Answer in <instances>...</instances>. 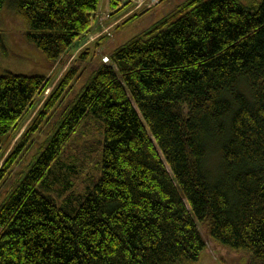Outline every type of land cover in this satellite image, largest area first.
Segmentation results:
<instances>
[{
    "label": "trees",
    "instance_id": "1",
    "mask_svg": "<svg viewBox=\"0 0 264 264\" xmlns=\"http://www.w3.org/2000/svg\"><path fill=\"white\" fill-rule=\"evenodd\" d=\"M100 1L0 0V12L54 69ZM102 58L65 104L70 66L7 157L3 171L55 118L0 200V264H191L208 242L222 264H264V0H185ZM50 83L0 73V149ZM91 126L98 138L78 147Z\"/></svg>",
    "mask_w": 264,
    "mask_h": 264
},
{
    "label": "rangeland",
    "instance_id": "2",
    "mask_svg": "<svg viewBox=\"0 0 264 264\" xmlns=\"http://www.w3.org/2000/svg\"><path fill=\"white\" fill-rule=\"evenodd\" d=\"M151 1H147L141 8L142 10L135 9L134 11L132 10V7H130L128 12L122 14L120 16L121 19H118L121 22L120 26L114 28L112 24L109 27H105L103 31L108 32L109 38L104 44L102 42L101 45H96L102 37L86 44V46H84L86 40L81 41V43L78 44V47L82 46L83 49L89 48V57L86 61H78V52L71 49L70 53L66 55L67 59L60 60L54 69L48 67L47 60L43 53L29 44L25 40V37H23L27 30V26H25L21 17L8 8L2 9L0 12V32L2 35V47H0V73L11 72L13 74H21L25 76L40 75L45 76L47 80L50 79L51 83L43 95L37 98L36 101L34 100V109L29 110L25 119L22 120L20 124L21 126L8 136L7 141L4 143L3 147H1L2 149H0V173L3 172L5 174V172H7V176L3 179V182L0 185V200L6 197L8 193L7 191L10 190L13 182L19 178L18 176L22 170H24V168L31 162L35 153L41 148L42 142L52 133V129L55 126V118H51L41 127L38 133L34 134L30 142L25 146L23 152L20 154L17 163L13 167H10L9 171H3L7 157L18 144L21 135L27 131L29 123L35 117L36 112L40 109L44 99L49 96L51 89L58 83L60 77L70 69V66L76 64L80 67V71L77 80L72 84V87L68 90L64 96L65 98L62 100L65 104L72 102V99L77 93H79L81 90L80 88L87 81V76L93 71L95 66L101 62V58L104 55L108 56L110 51L124 45L126 41L136 37V35L145 32L146 29L150 28L158 19L166 16L169 12L175 9L179 3H182L185 0H161L159 2L156 0V2H154L155 5H150ZM148 6L153 8L147 9ZM137 10L139 13L143 12L133 21L122 25L124 19L131 14L137 13ZM93 131L94 128L91 126L88 131L89 133L81 135V137L76 140V145L78 147L82 145L81 148H83L86 141L90 143L91 140L93 142L94 139H97L98 133ZM91 132H93V134ZM93 156L96 158L97 154H93ZM95 173H97V170L91 169L89 170L88 176L95 175ZM86 179L87 177L83 175L77 177L76 180H74L73 190L80 192L83 191ZM220 250L221 249H218L217 246L208 242L207 251L200 255L198 262L191 264H222V262L217 259V253L220 254V256L222 254L224 255V250L222 249L223 251L221 250V252ZM226 256L235 263L236 259L232 254L228 253Z\"/></svg>",
    "mask_w": 264,
    "mask_h": 264
},
{
    "label": "crops",
    "instance_id": "3",
    "mask_svg": "<svg viewBox=\"0 0 264 264\" xmlns=\"http://www.w3.org/2000/svg\"><path fill=\"white\" fill-rule=\"evenodd\" d=\"M109 4H110V0H101L100 1V6H99L97 12H95L94 17L91 19V23H92V32L91 33L93 35H97L98 33L102 32V30L105 27H109L112 24H113L114 28L118 27L119 24L118 23L114 24V21H118V17H120L125 12H128V9L131 7L130 4H128V5L124 6V9L122 12L115 14L116 11L110 10Z\"/></svg>",
    "mask_w": 264,
    "mask_h": 264
},
{
    "label": "built area",
    "instance_id": "4",
    "mask_svg": "<svg viewBox=\"0 0 264 264\" xmlns=\"http://www.w3.org/2000/svg\"><path fill=\"white\" fill-rule=\"evenodd\" d=\"M144 1L145 0H135V2H136V6L137 7H140L142 4H144ZM153 2H156V0H152ZM104 62H108V58L107 57H104V59H103V63Z\"/></svg>",
    "mask_w": 264,
    "mask_h": 264
},
{
    "label": "bare ground",
    "instance_id": "5",
    "mask_svg": "<svg viewBox=\"0 0 264 264\" xmlns=\"http://www.w3.org/2000/svg\"><path fill=\"white\" fill-rule=\"evenodd\" d=\"M145 1L147 2V1H149V0H145ZM145 1H144V2H145ZM150 1H151V0H150ZM158 2H159V0H158ZM153 4H154V2L151 1V4H150V5H153Z\"/></svg>",
    "mask_w": 264,
    "mask_h": 264
}]
</instances>
